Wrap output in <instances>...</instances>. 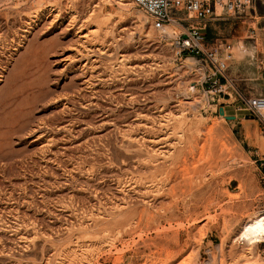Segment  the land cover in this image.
<instances>
[{"label": "rangeland", "instance_id": "rangeland-1", "mask_svg": "<svg viewBox=\"0 0 264 264\" xmlns=\"http://www.w3.org/2000/svg\"><path fill=\"white\" fill-rule=\"evenodd\" d=\"M206 34L230 97L132 0H0V264H264V0Z\"/></svg>", "mask_w": 264, "mask_h": 264}, {"label": "built area", "instance_id": "built-area-1", "mask_svg": "<svg viewBox=\"0 0 264 264\" xmlns=\"http://www.w3.org/2000/svg\"><path fill=\"white\" fill-rule=\"evenodd\" d=\"M134 5L147 15L151 26L171 40L175 60L191 57L203 63L202 85L208 93L227 96V70L231 59V47L225 48L226 57H220L222 47L208 45L207 27L212 21L240 18L255 10L256 0H132ZM228 52V53H227ZM243 105L239 111L256 118L264 128V95L237 93ZM214 100V99H212Z\"/></svg>", "mask_w": 264, "mask_h": 264}, {"label": "bare ground", "instance_id": "bare-ground-1", "mask_svg": "<svg viewBox=\"0 0 264 264\" xmlns=\"http://www.w3.org/2000/svg\"><path fill=\"white\" fill-rule=\"evenodd\" d=\"M101 2H103V1H101ZM118 2H120V1H118ZM131 2V1H130ZM118 4H120V3H118ZM129 4H131V3H129ZM123 7V6H122ZM124 8V7H123ZM104 10V9H103ZM49 11H51V10H49ZM95 11V10H94ZM42 12H44V11H42ZM103 12V11H102ZM102 14V13H101ZM37 15V14H36ZM35 15V16H36ZM34 17V16H33ZM71 17V16H70ZM142 17V16H141ZM139 18V17H138ZM139 19H141V18H139ZM138 19V21H140ZM143 19H144V17H143ZM142 19V20H143ZM142 22V21H141ZM143 25V24H142ZM95 29V28H94ZM82 30V29H81ZM80 30V31H81ZM96 31H98L97 30V28H96ZM90 34H84V35H82V38H84V40L85 39H88L90 36H89ZM92 35V34H91ZM160 35V34H159ZM80 37H81V35H80ZM81 38V39H82ZM161 38V37H160ZM88 41V40H87ZM87 43V42H86ZM247 46H244L243 44H241V43H236V46H235V48H234V50L232 51V56H233V58L235 59V60H241L242 58H245L247 55H253V50H251V48L250 49H248V48H246ZM231 53V52H230ZM232 58V57H231ZM232 58V59H233ZM190 60H193L192 58H190V57H188V58H186V61H188V62H190ZM185 61V62H186ZM193 62V61H192ZM186 64H189V63H186ZM192 64H194V63H192ZM190 66V65H189ZM191 90H194V88H191ZM190 92V91H189ZM230 100V99H229ZM226 101V100H225ZM183 114V113H182ZM186 114V113H185ZM263 115H264V113H263ZM171 117V116H170ZM174 117V116H173ZM181 117V116H180ZM168 118V117H167ZM182 118V117H181ZM177 119H178V117H177ZM176 120V119H175ZM187 124V123H186ZM196 127V126H195ZM195 130V129H194ZM182 133V132H181ZM154 141V140H153ZM152 141V142H153ZM157 141V143H159L158 142V140H156ZM156 141H155V143H156ZM161 148V147H160ZM162 149V148H161ZM164 149V148H163ZM167 151V150H166ZM168 152V151H167ZM157 154V153H156ZM169 154V153H168ZM167 154V155H168ZM170 154H171V152H170ZM160 155V154H159ZM163 155V154H162ZM165 157V156H164ZM167 157V156H166ZM119 206V205H118ZM120 208V207H119ZM125 208V207H124ZM82 220V219H81ZM80 225V224H79ZM119 225V224H118ZM121 228V227H120ZM128 229V228H127ZM81 231H83L82 229H81ZM80 232V231H79ZM78 232V233H79ZM238 241H240V242H242V244L244 245V244H246L247 245V249H246V255H248V257L250 256V252H251V250L253 249V247L254 246H257V245H259V244H262V243H264V212H262V213H260L258 216H256L254 219H251V220H249V221H247L246 223H245V225L243 226V228H242V230H241V232H240V234H239V236H238ZM223 240V239H222ZM223 242V241H222ZM221 242V243H222ZM76 244V243H75ZM241 244V245H242ZM87 245V244H86ZM220 245H222V244H220ZM101 246V245H100ZM87 247V246H86ZM90 247H91V245L89 246V249H90ZM218 247H220V246H218ZM217 247V248H218ZM83 248V247H82ZM92 248H93V246H92ZM221 248H222V246L220 247V250H221ZM86 250H87V248H86ZM95 250V249H94ZM219 250V251H220ZM71 251H72V249H71ZM74 251V250H73ZM72 251V252H73ZM85 251V250H84ZM88 252H89V250H87ZM70 252V251H69ZM86 252V251H85ZM93 252V251H92ZM83 254V253H82ZM251 258H252V256H251ZM75 259H77V258H75ZM74 260V259H73ZM73 260H72V262H73ZM210 260H213L214 261V259L213 258H211ZM91 261V260H90ZM88 262V261H87ZM210 262V261H209ZM73 263H75V262H73ZM89 264V263H88ZM211 264V263H210Z\"/></svg>", "mask_w": 264, "mask_h": 264}, {"label": "water", "instance_id": "water-1", "mask_svg": "<svg viewBox=\"0 0 264 264\" xmlns=\"http://www.w3.org/2000/svg\"><path fill=\"white\" fill-rule=\"evenodd\" d=\"M220 114L222 115V116H225V112H224V108H220ZM249 116H247V118H248ZM225 118L227 119V120H236V117L235 116H225ZM250 118L251 119H254V117L253 116H250Z\"/></svg>", "mask_w": 264, "mask_h": 264}]
</instances>
